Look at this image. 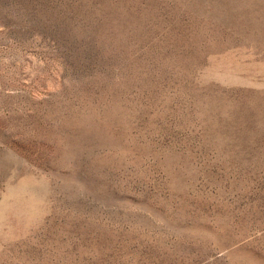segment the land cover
Wrapping results in <instances>:
<instances>
[{
  "label": "rangeland",
  "instance_id": "374dc122",
  "mask_svg": "<svg viewBox=\"0 0 264 264\" xmlns=\"http://www.w3.org/2000/svg\"><path fill=\"white\" fill-rule=\"evenodd\" d=\"M0 264H264V0H0Z\"/></svg>",
  "mask_w": 264,
  "mask_h": 264
}]
</instances>
